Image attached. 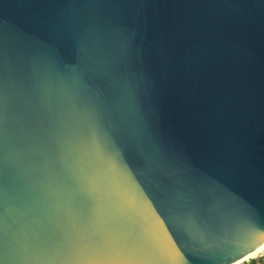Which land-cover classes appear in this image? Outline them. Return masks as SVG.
<instances>
[{
	"label": "water",
	"instance_id": "water-1",
	"mask_svg": "<svg viewBox=\"0 0 264 264\" xmlns=\"http://www.w3.org/2000/svg\"><path fill=\"white\" fill-rule=\"evenodd\" d=\"M262 244L264 0H0V264Z\"/></svg>",
	"mask_w": 264,
	"mask_h": 264
},
{
	"label": "bare ground",
	"instance_id": "bare-ground-1",
	"mask_svg": "<svg viewBox=\"0 0 264 264\" xmlns=\"http://www.w3.org/2000/svg\"><path fill=\"white\" fill-rule=\"evenodd\" d=\"M263 251H264V244H262L261 246H259L258 248H256L252 252H250L244 258H242L241 260H239L236 264H242L243 262L247 261L248 259L252 258L253 256H255V255H257V254H259V253H261Z\"/></svg>",
	"mask_w": 264,
	"mask_h": 264
},
{
	"label": "trees",
	"instance_id": "trees-1",
	"mask_svg": "<svg viewBox=\"0 0 264 264\" xmlns=\"http://www.w3.org/2000/svg\"><path fill=\"white\" fill-rule=\"evenodd\" d=\"M264 256V251L263 252H261V253H259V254H257V255H255V256H253L252 258H250V259H248L247 261H249L248 263H246V264H257V262L256 261H253V260H251V259H257V258H261V257H263ZM247 261H245V262H247ZM245 262H243V263H245Z\"/></svg>",
	"mask_w": 264,
	"mask_h": 264
},
{
	"label": "rangeland",
	"instance_id": "rangeland-1",
	"mask_svg": "<svg viewBox=\"0 0 264 264\" xmlns=\"http://www.w3.org/2000/svg\"><path fill=\"white\" fill-rule=\"evenodd\" d=\"M251 260L256 261V262H259V263H261V264H264V256L261 257V258L251 259ZM249 261H250V260H249ZM246 263H247V262L242 263V264H246Z\"/></svg>",
	"mask_w": 264,
	"mask_h": 264
},
{
	"label": "built area",
	"instance_id": "built-area-1",
	"mask_svg": "<svg viewBox=\"0 0 264 264\" xmlns=\"http://www.w3.org/2000/svg\"><path fill=\"white\" fill-rule=\"evenodd\" d=\"M249 261H247V263H248Z\"/></svg>",
	"mask_w": 264,
	"mask_h": 264
},
{
	"label": "crops",
	"instance_id": "crops-1",
	"mask_svg": "<svg viewBox=\"0 0 264 264\" xmlns=\"http://www.w3.org/2000/svg\"><path fill=\"white\" fill-rule=\"evenodd\" d=\"M261 264V263H260Z\"/></svg>",
	"mask_w": 264,
	"mask_h": 264
}]
</instances>
